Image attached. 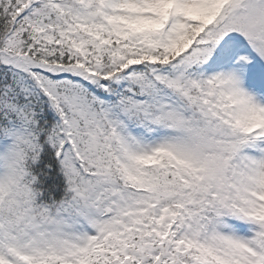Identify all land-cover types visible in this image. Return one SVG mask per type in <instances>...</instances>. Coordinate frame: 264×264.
<instances>
[{"label": "snow or ice", "instance_id": "6c2138e0", "mask_svg": "<svg viewBox=\"0 0 264 264\" xmlns=\"http://www.w3.org/2000/svg\"><path fill=\"white\" fill-rule=\"evenodd\" d=\"M0 264H264V0H0Z\"/></svg>", "mask_w": 264, "mask_h": 264}]
</instances>
